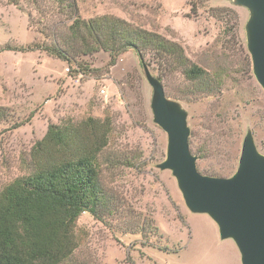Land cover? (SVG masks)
I'll use <instances>...</instances> for the list:
<instances>
[{
    "label": "rangeland",
    "instance_id": "1",
    "mask_svg": "<svg viewBox=\"0 0 264 264\" xmlns=\"http://www.w3.org/2000/svg\"><path fill=\"white\" fill-rule=\"evenodd\" d=\"M71 1L0 0V193L32 171L33 146L50 124L92 117L110 129L99 155L104 208L100 218L80 215L77 247L62 264H242L235 240L222 239L208 214L190 211L177 178L159 167L168 136L154 121L144 64L187 112L198 170L231 176L249 131L264 154V89L247 47L250 10L235 0H74L76 10ZM105 16L180 43L183 64H165L152 51L142 63L132 47L115 64L103 46L85 52L105 45L107 32L99 43L85 27L75 37L72 22ZM48 46L76 56L69 63ZM191 66L204 76L187 77Z\"/></svg>",
    "mask_w": 264,
    "mask_h": 264
},
{
    "label": "trees",
    "instance_id": "2",
    "mask_svg": "<svg viewBox=\"0 0 264 264\" xmlns=\"http://www.w3.org/2000/svg\"><path fill=\"white\" fill-rule=\"evenodd\" d=\"M57 1L66 4L69 0ZM71 2L76 10V2ZM83 27L98 43L99 32H107L105 45L84 47L87 53L101 46L110 50L111 64L130 47L136 49L142 63L150 51L165 64H183L186 58L180 43L157 32L132 28L124 19L105 16L86 22L76 17L70 29L81 37ZM46 50L69 63L76 56L59 46ZM185 73L196 79L205 72L191 66L185 67ZM109 132L106 124L92 117L79 124L49 125L33 146L32 171L0 193V264H62L71 256L77 247L75 228L80 215L88 211L100 218L104 208L99 155L108 144Z\"/></svg>",
    "mask_w": 264,
    "mask_h": 264
},
{
    "label": "water",
    "instance_id": "3",
    "mask_svg": "<svg viewBox=\"0 0 264 264\" xmlns=\"http://www.w3.org/2000/svg\"><path fill=\"white\" fill-rule=\"evenodd\" d=\"M247 7V47L254 74L264 89V0H235ZM153 87L154 121L167 133L168 144L161 169H169L190 211L208 214L218 225L222 239L235 240L242 264H264V154L251 131L243 140L239 165L229 177L201 173L198 157L190 147L187 112L166 96L163 84L144 64Z\"/></svg>",
    "mask_w": 264,
    "mask_h": 264
}]
</instances>
